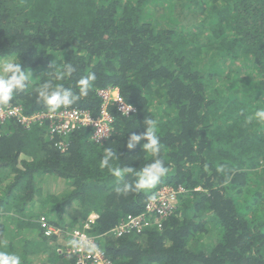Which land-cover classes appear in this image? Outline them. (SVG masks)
<instances>
[{"label": "trees", "instance_id": "trees-1", "mask_svg": "<svg viewBox=\"0 0 264 264\" xmlns=\"http://www.w3.org/2000/svg\"><path fill=\"white\" fill-rule=\"evenodd\" d=\"M0 57L32 73L8 104L25 115L51 112L37 101L43 82L78 93L89 73L93 87L70 109L98 117L97 91L108 86L135 109L110 106L102 143L91 127L50 137L49 122L2 126L0 251L21 264H74L57 251L64 238L45 237L37 218L65 231L95 213L86 232L112 264H264V123L246 122L264 108V0H0ZM67 63L76 71L56 80ZM149 117L168 173L125 196L116 189L135 177L118 180L99 159L111 147L114 165L150 163L144 141L126 147ZM164 185L187 193L160 229L109 233Z\"/></svg>", "mask_w": 264, "mask_h": 264}, {"label": "built area", "instance_id": "built-area-1", "mask_svg": "<svg viewBox=\"0 0 264 264\" xmlns=\"http://www.w3.org/2000/svg\"><path fill=\"white\" fill-rule=\"evenodd\" d=\"M101 100L99 115L93 118L87 111H78L67 107L48 113H35L25 115L19 105H0V136L2 126L9 120L30 128L32 124H45L49 122L47 134L50 137L56 135L66 136L80 127H91V138L97 143L106 141L113 132V117L110 106L115 105L117 110L126 115L135 112V109L124 103L116 87H106L97 91ZM62 147L61 143L57 144ZM187 191L182 186L176 188L163 186L144 205V211L139 215H127L122 218L111 230L110 234L116 238L130 233H141L144 229L156 227L160 229L162 222L174 214L179 198ZM96 215L90 214L81 227L62 231L52 226L43 215L37 218V223L45 237H63L62 247L57 251L65 256H72L74 264H111L105 256L103 249L99 247L96 238L87 234L86 230L95 221Z\"/></svg>", "mask_w": 264, "mask_h": 264}, {"label": "clouds", "instance_id": "clouds-1", "mask_svg": "<svg viewBox=\"0 0 264 264\" xmlns=\"http://www.w3.org/2000/svg\"><path fill=\"white\" fill-rule=\"evenodd\" d=\"M51 67L55 68L53 64ZM75 71V67L71 63H67L58 72L55 68L52 73H55L56 80H62L65 77H71ZM30 76L32 77L30 71L22 70L18 57H8L6 59L0 57V105H8L15 93L24 90L27 87ZM95 79V73H89L87 76L80 78L77 81L78 93L73 92L70 88H65L62 84L54 86L52 80H47L35 89L37 101L46 105L50 111L70 106L81 98L88 96ZM253 121L264 123V108H259L246 118L247 123H252ZM144 127L145 131L142 134L132 133L129 136L126 147L131 150L141 141H144L142 150L151 155L150 163L145 164L139 170H134L128 166L114 165L113 162L119 159L116 150L111 147L103 148L102 158L99 159V167L101 169L107 168L111 175L118 180H123L128 175L135 177L133 183L125 182L122 187L116 189L118 193L125 196L129 193H140L154 188L161 178L168 173V168L160 156L161 142L156 134L157 121L151 117L146 118ZM0 264H21V257L13 253L0 251Z\"/></svg>", "mask_w": 264, "mask_h": 264}, {"label": "rangeland", "instance_id": "rangeland-1", "mask_svg": "<svg viewBox=\"0 0 264 264\" xmlns=\"http://www.w3.org/2000/svg\"><path fill=\"white\" fill-rule=\"evenodd\" d=\"M3 173V172H2ZM60 185H62V184H60Z\"/></svg>", "mask_w": 264, "mask_h": 264}]
</instances>
